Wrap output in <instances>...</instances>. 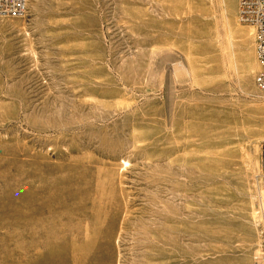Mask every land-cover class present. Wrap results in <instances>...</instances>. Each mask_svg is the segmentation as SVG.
<instances>
[{"label":"rangeland","instance_id":"obj_1","mask_svg":"<svg viewBox=\"0 0 264 264\" xmlns=\"http://www.w3.org/2000/svg\"><path fill=\"white\" fill-rule=\"evenodd\" d=\"M239 0H29L0 17V264H264V92Z\"/></svg>","mask_w":264,"mask_h":264},{"label":"built area","instance_id":"obj_2","mask_svg":"<svg viewBox=\"0 0 264 264\" xmlns=\"http://www.w3.org/2000/svg\"><path fill=\"white\" fill-rule=\"evenodd\" d=\"M29 0H0V17L22 18L26 16ZM239 19L254 28L259 69L255 76L257 88L264 92V0H239ZM260 167L264 175V141L260 150ZM264 240V219H263Z\"/></svg>","mask_w":264,"mask_h":264}]
</instances>
